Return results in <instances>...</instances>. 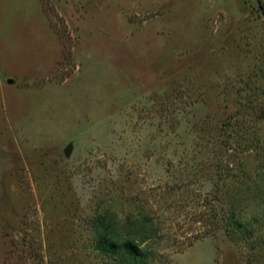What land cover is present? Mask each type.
I'll list each match as a JSON object with an SVG mask.
<instances>
[{"label": "rangeland", "instance_id": "1", "mask_svg": "<svg viewBox=\"0 0 264 264\" xmlns=\"http://www.w3.org/2000/svg\"><path fill=\"white\" fill-rule=\"evenodd\" d=\"M147 227L146 264H264V12L0 0V264Z\"/></svg>", "mask_w": 264, "mask_h": 264}, {"label": "trees", "instance_id": "2", "mask_svg": "<svg viewBox=\"0 0 264 264\" xmlns=\"http://www.w3.org/2000/svg\"><path fill=\"white\" fill-rule=\"evenodd\" d=\"M152 228H145L139 240L127 239L115 241L113 237L104 236L96 249L110 258L115 264H146L150 258L157 255L154 251L156 237Z\"/></svg>", "mask_w": 264, "mask_h": 264}, {"label": "water", "instance_id": "3", "mask_svg": "<svg viewBox=\"0 0 264 264\" xmlns=\"http://www.w3.org/2000/svg\"><path fill=\"white\" fill-rule=\"evenodd\" d=\"M255 3L257 4L258 8H259V9L261 10V12L263 13L264 11H263V9L260 7V5H259V3H258L257 0H255ZM68 151H69V148L66 149V152H68Z\"/></svg>", "mask_w": 264, "mask_h": 264}]
</instances>
